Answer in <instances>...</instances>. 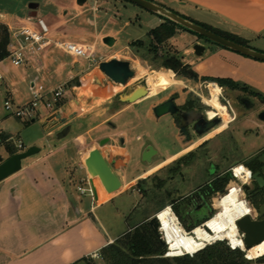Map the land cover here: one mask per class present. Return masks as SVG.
<instances>
[{"label": "crops", "instance_id": "crops-1", "mask_svg": "<svg viewBox=\"0 0 264 264\" xmlns=\"http://www.w3.org/2000/svg\"><path fill=\"white\" fill-rule=\"evenodd\" d=\"M46 1L52 4L55 14L39 17L46 20L53 37L90 45L93 48L99 44L106 49V52L111 53L110 56L103 57L104 61L117 58L130 62L129 57L119 56V53L136 58L144 51L138 49L137 52L136 47L130 45L139 39H130L132 34L127 29L131 27L132 22L128 19L123 20L119 9L123 7L137 17L141 14L139 9L142 8L138 6L129 8L121 0H103L110 6L106 9L104 22L100 26V16L95 14L98 11L96 7L85 9L83 4L77 3V0ZM150 1L191 22L236 36L244 40L248 47L264 52V0H167L170 5L158 3L160 2L158 0ZM37 5L38 8L39 3ZM37 8L36 16H38ZM145 11L148 13L145 17L150 19V24L147 25L149 29L146 32L148 34L162 20L156 13ZM85 12L86 15L83 16ZM29 13L30 9L26 15L19 13L9 19L5 13L0 15L5 16L12 26H19L26 22ZM154 18L155 21L152 23ZM125 34H127L125 45L121 48L117 47ZM105 38L110 39L107 44L104 42ZM201 39L189 31L178 30L169 39V44L180 51L184 63L191 65L199 76L229 79L246 94L252 96L253 102H260L255 94L264 96V62L211 44L206 40L202 42ZM143 41L146 45L149 42L148 39ZM195 44L204 47L201 55L194 53ZM68 57L70 60L63 58L59 51L49 49L38 59L37 65L26 67L33 68L41 76L48 73L49 77L59 70H67L66 80L60 85L67 84L65 96L74 95L76 93L73 90L80 89L82 85H79L74 77L88 65L83 59ZM22 74H25V70H22ZM37 77H32L31 81ZM73 81L76 82L75 85H71ZM7 93L10 97L11 93ZM84 102L87 105L86 110L94 107L95 100L85 97L84 100L77 101L76 114L74 110H66V105L63 103L57 111L66 120L62 122L55 118L58 124L54 119H50V111L38 117V123L47 130L45 134L50 137L55 136L62 141L48 150L42 151L40 148L37 155L22 161L19 171L0 181V264H104L101 250L147 220L142 218L121 233L111 229L112 218H116L120 212L116 204L117 199L124 194L134 198L135 193H127V190L139 180L145 179L146 173L150 171L145 169L130 176L129 167L133 158L130 148L131 136L123 127L137 120L154 128L159 127L160 124L164 125L165 139L170 141L169 151L162 154L157 142L154 144L144 142L139 150L141 155L147 145L156 149L160 159L152 158L147 164L153 165L156 162L153 166L161 167L164 163H168L172 156L174 131L168 115L156 118L143 98L131 104H122L117 100L104 107L94 108L91 110L92 113L86 115L81 114L85 110ZM128 111H133L137 120L133 116L129 119L121 118ZM72 112L74 115L68 118L67 116ZM112 118H115L113 123L110 122ZM82 124L83 132L73 133L69 139H66L72 130ZM105 125H108L112 131L97 135L96 131ZM66 127L68 129L63 134L62 131ZM104 138H108L109 141L99 150L109 162H113L112 169L120 180V185L114 190H110L85 162L88 151L95 148V144ZM136 138L140 139L138 136ZM0 144L5 146L1 141ZM87 145H91L88 150ZM5 150V155L0 154L1 160L10 156L6 147ZM21 150L24 148L18 149ZM70 162L75 166L71 167ZM78 186L86 188L90 186L93 192L81 193L77 189ZM135 203L134 201L133 205ZM261 245L254 247L253 252L249 253L253 259L247 264H264V260L254 259L258 257L254 252Z\"/></svg>", "mask_w": 264, "mask_h": 264}, {"label": "rangeland", "instance_id": "rangeland-1", "mask_svg": "<svg viewBox=\"0 0 264 264\" xmlns=\"http://www.w3.org/2000/svg\"><path fill=\"white\" fill-rule=\"evenodd\" d=\"M161 3L163 2L166 5H170L169 1L158 0ZM39 3V7L37 8L38 16L45 15H54L55 9L51 3L46 0H0V13H5L7 19L10 17H15L19 15V13L26 15L28 9V5L30 3ZM124 4H127L129 8H134L136 5L126 1L121 0ZM84 8L88 9L90 7H96L98 11L95 14L99 15L100 26L104 22V13L106 9L110 6V4L104 3L103 0H86L84 2ZM114 8V7H112ZM140 8V7H138ZM121 11V18L123 20H130L131 27L127 29L130 34H132L130 39H147V27L150 24V19L145 17L146 11L144 9H139L141 14L133 15L130 11H126L123 7L119 8ZM144 10V11H143ZM90 13V12H89ZM86 15V12L83 16ZM160 18L162 15L157 14ZM148 16V15H147ZM164 17V16H163ZM156 18V17H155ZM152 21L154 23L155 21ZM161 20H163L161 18ZM155 24H153L154 27ZM126 30V31H127ZM127 34L123 35L121 38V43L118 44L117 47H123L125 45V39ZM202 42H205V39H201ZM209 42V41H207ZM211 43V42H209ZM208 44V43H206ZM213 44V43H211ZM165 48L158 50L157 55L155 56L152 53H149L146 49L138 54L136 58L133 56L125 55L124 53H119V56L129 57L130 59V67L134 71V76L130 78L125 85H119L115 87V84L110 82L104 74L98 72L94 67L98 66H88L82 72L77 73L74 79L80 84V89H74L73 91L76 93L74 95H68L64 97L62 100V104L64 103L66 106V110H74V114L78 112L77 101L84 100L85 97H89V99H94V107L90 110H86L87 105L85 102L83 103L85 110L81 112V114H89L92 109L101 108L109 103L117 102V96L119 94H125L130 92L137 86L147 85L146 77L149 73H157V72H165L167 69L163 66V61L166 58L164 51L167 54H177L181 61L184 63L180 51L174 48L171 44H169V40L163 45ZM148 47V46H147ZM146 48V47H145ZM96 55L107 57L110 56L111 53L106 52V49L101 45H96L94 48ZM61 56L66 57V59L70 58L68 55L59 52ZM83 61V60H82ZM87 65V62H85ZM22 70H25V74H22ZM67 70H59L55 74L49 77V74L45 73V76L39 75V73L35 72L33 68L30 67H14L9 59L3 58L0 61V74L2 76V81L0 84V133H5L10 135V142L16 146L18 141H20L24 145V149L33 145L39 148H42V151L48 150L49 148H53L58 145L61 139L58 140L55 136H47L45 132L47 131L44 126L38 123L37 118L48 113L50 109L46 108L44 102L38 101L36 110H38L39 114L32 121L30 120L28 123L23 118H18L10 111L6 110L4 107V101L6 99L9 100L10 106L12 110H16L17 108H21L26 106L30 101L33 100L31 91H30V81L34 76H38L35 79L37 85L43 86L42 94H44L47 98L49 96V92L58 87L60 84L66 80ZM172 71V70H171ZM173 72V71H172ZM174 76L175 73L173 72ZM176 77V76H175ZM206 77V76H204ZM46 78V79H45ZM178 81L177 84H174L162 91L153 95H147L143 97L144 102L148 106L149 110L153 108L154 105L165 100L169 95L175 94L178 97V101L182 102L187 97L199 101V104L202 106H206L209 112H217L208 106L203 99L209 97V85L215 84L220 88L219 91V102L226 107L230 106L234 109L235 115L239 120L237 123L235 121L228 124V128H226L222 135L221 140L219 139L217 142L212 141L209 143V148L213 150L216 147H223V152H229L231 148L230 141L234 142L238 147V152L234 154L233 158H236V161L232 162V168L236 167V174L241 180H246L248 178L249 172L248 170L242 166L243 161L254 154L256 151L261 150L263 153L260 157L262 162L264 163V120L258 119L257 115L261 110H264V104L260 102H253L254 98L245 93L242 89L238 88L236 90H232L226 84L224 86H220V84L216 81L212 80H204L203 76H200L197 80L191 79H179L176 77ZM98 80V81H97ZM81 82V83H80ZM75 81L71 85H75ZM11 93V96L8 97V93ZM246 96L252 103V108H247L241 104L236 102V97ZM46 100V99H45ZM68 102V104H67ZM122 103V102H120ZM124 104V103H122ZM125 106V105H122ZM227 111V110H226ZM92 113V112H91ZM58 114V113H57ZM56 114V115H57ZM73 112L68 118L72 117ZM210 114V113H209ZM55 115V116H56ZM50 119H54V122L58 124V121L55 118H51L52 115H49ZM61 116V115H60ZM131 116L134 119L137 117L133 111H128L122 115L121 118L129 119ZM227 116V120H229V116ZM233 116V115H232ZM62 117V116H61ZM64 118V117H62ZM67 118V119H68ZM66 120V119H65ZM64 120V121H65ZM115 118L110 119V122H114ZM228 122V121H227ZM226 122H224V126ZM161 126V127H160ZM131 136L130 148L133 153V158L131 160V164L129 167L130 176H134L138 172L149 169L145 175L144 182L141 183V188L139 189L136 185H133L130 190H127V193H135L134 198H132L129 194H124L122 197L118 198L116 201L117 206L120 208L119 215L115 218L113 217L112 221V231H118L121 233L125 231L126 228L130 225H133L142 220L147 214L153 213L158 209L161 204H165L166 206H171L173 210L176 209V213H178L180 217V222L183 223L184 227H188L198 221L204 220L205 218L212 217L218 209L214 206V201L219 199L227 194L214 195L210 197L208 200L211 203V210L208 211L205 207L198 208L194 210L191 214H188L186 210V198L184 195L191 188L197 187L199 182L202 180L196 179L197 174L199 172V168L196 163L192 164L191 167V178L192 182H184L183 176H177L173 180L171 173V165L168 163H164L161 167H156V162L151 165L147 164V161H143L142 155H139V150L141 145L144 142H150L158 144L157 147L162 154H166L170 149V141L165 139L164 125L160 124L159 127H150L145 124H142L140 120L133 122L132 124H126L123 127ZM84 126L83 124L76 127L72 130L66 139H69L73 133L83 132ZM111 128L108 125L101 127L98 131H96L97 135H102L105 132L110 131ZM112 131V130H111ZM138 136L140 139H137ZM119 141V140H118ZM78 142V140H76ZM33 143V144H31ZM94 146V145H92ZM91 145H87L86 149L88 150ZM95 148L99 149L104 148V146H100L99 143L95 144ZM6 150L3 144H0V154L5 155ZM38 153L34 154L37 155ZM32 155V156H34ZM31 157V156H30ZM209 158V157H208ZM67 160H69L66 157ZM212 161V160H211ZM202 167L208 166L209 160L202 161ZM158 163V162H157ZM198 163V162H197ZM231 163V162H230ZM230 163H222V169L228 167ZM206 164V165H205ZM70 166L73 167L75 165L70 162ZM182 168V167H181ZM204 179V178H203ZM195 181V182H194ZM198 181V182H196ZM230 186H239L241 190V198L247 202L248 206L251 209V216L256 217L257 214L254 209H258L261 205H256L252 200H248L244 194L243 188L241 186V182L235 180V182H230ZM237 184V185H236ZM247 184V183H246ZM144 190V191H143ZM220 196V197H219ZM134 201L136 202L134 205ZM175 208V209H174ZM158 212V211H157ZM156 212V213H157ZM175 212V211H174ZM155 213V214H156ZM124 214V215H123ZM152 214L150 217H152ZM149 217V218H150ZM178 217V218H179ZM147 218V220L149 219ZM207 219V220H208ZM145 220L144 222H146ZM199 226V225H198ZM196 227V226H195ZM188 228H186L187 230ZM207 230V229H206ZM208 231V230H207ZM221 242L228 248L235 250L241 248L236 247L239 244L230 243L228 239L216 240L215 242ZM212 242L210 244H213ZM233 248L231 247V245ZM207 244V245H210ZM242 245V243H240ZM166 247V245H165ZM236 247V248H235ZM243 247V246H242ZM164 248V246H163ZM254 249V248H253ZM244 250V249H243ZM257 256L264 255V243L256 249ZM242 251V250H241ZM244 252V256L248 257L247 254L253 252L252 249ZM163 257L164 250H163ZM177 256V255H176ZM172 257V256H171ZM257 259V258H254Z\"/></svg>", "mask_w": 264, "mask_h": 264}, {"label": "flooded vegetation", "instance_id": "flooded-vegetation-1", "mask_svg": "<svg viewBox=\"0 0 264 264\" xmlns=\"http://www.w3.org/2000/svg\"><path fill=\"white\" fill-rule=\"evenodd\" d=\"M170 98L173 99V103L176 107L175 112L166 114L169 117L171 128L174 131L172 136V156L168 162V164L171 165L172 178L174 180L177 178V176L182 175L184 182H192L190 181V171L191 167L193 166L192 164L196 163L199 168L196 179H198V181L202 179L197 187L191 188L184 195V198H186L185 211L188 214H191L194 210L202 207H205L208 211H210L211 203L208 201L210 197L214 195L225 194L226 191L228 192L230 187L229 183L231 181L235 182V180L241 182V186L245 192L244 196L248 200L255 198L257 196L255 186L258 184L252 179V174L255 172H260L261 175H264V163L260 159L263 152L258 150L243 161L242 166L245 167L248 172H250V174L246 180H241L237 174L233 173V168L231 166L232 162L236 161V158L234 159L233 156L238 152L237 145L230 141L232 146L229 152L226 151L225 153L223 152L222 146L216 147L213 150L209 148V143L212 141L217 142L219 139L221 140V135L223 131L229 127V123L233 121L237 123L239 120L230 104L229 108L226 107L229 120L224 126V121L221 115L217 112H214V114L209 112L206 106L199 104V101L187 97L182 102H179L178 97L175 94L169 95L165 100ZM235 100L238 104H241L247 108L253 107L251 101L246 96L236 97ZM262 111L264 110H261L258 113V119L259 114ZM213 120H217V122L209 130L204 133H198V130L205 127L207 122ZM144 150L142 151L141 155L143 154ZM154 151L155 153L153 154L152 158H156V160L160 159L157 150L154 149ZM207 160L210 161L208 166L202 167V164H204L202 161ZM223 162L231 163L227 168L222 169ZM225 178H227V180L224 184V187L222 189L218 188ZM245 186L248 187L245 188ZM197 223L199 226H201L204 225L205 221L201 220L196 223L193 222V224Z\"/></svg>", "mask_w": 264, "mask_h": 264}, {"label": "water", "instance_id": "water-1", "mask_svg": "<svg viewBox=\"0 0 264 264\" xmlns=\"http://www.w3.org/2000/svg\"><path fill=\"white\" fill-rule=\"evenodd\" d=\"M126 1L142 9L148 10L156 14H160L170 19L171 21L183 26L184 28L188 30H191L199 34L200 36L204 37L210 42L217 44L223 48L230 49L244 56L264 62V52L254 50L246 45H242L240 43H237L225 37H222L201 25L191 22L174 12L167 10L166 8H164L163 6L159 4H156L155 2H152L150 0H126ZM84 2L85 0H77V3L79 5L84 4ZM37 6H38L37 3H30L28 5L30 9L29 16L31 17L36 16L35 10ZM108 40L110 39L105 38L104 42L107 44ZM193 50L196 55H201L202 52L204 51V47L201 44H195L193 46ZM98 70L102 72V74H104V76H106V78L113 84L125 85L127 81L134 76V71L130 67V62L127 60H121L117 58H112L107 61H101L98 64ZM145 96H147L146 86L141 85V86L135 87L128 93L119 94L117 96V100L118 102L131 104ZM175 111H176V107L173 103L172 98L165 100L155 105L152 108V112L156 118H159L163 115H166L168 113H172ZM55 117L60 119L62 122L66 119V118H62L60 114H57ZM259 119L264 120V111H262L259 114ZM216 122L217 120L207 122L205 127L198 130V133L206 132ZM67 129H68L67 127L64 128L62 133L65 134ZM108 141H109L108 138H104L99 141V145L103 146ZM39 150H40L39 147L29 146L25 148L24 150L18 151L10 155L8 158L4 160H1L0 158V181L14 174L15 172L19 171L22 166V161L38 153ZM154 153H155L154 149L150 145H148L142 154V159L144 161L150 162ZM85 162L86 164H88V166L90 167L92 171L96 172L99 175L101 180L104 182V184L107 185V187L110 190H114L120 185V180L111 166V163L113 162L112 161L109 162L103 156V154L101 153L99 149L97 148L90 149L85 157ZM252 179L258 184L259 187L264 186V175H261L260 172L253 173ZM247 187L248 186H245V188ZM91 190L93 192L92 187H91ZM254 210L257 214L256 217L251 216V214H245L244 216H241L240 218L236 220V226L238 229V233L241 235V239H242L245 250H249L250 248L264 241V204H262L258 209H254ZM147 222L151 226L156 237L160 240L161 244L164 246V252H165L166 251L165 242L161 238V234L159 231L160 222L157 216L153 215L147 220ZM246 258L248 260H251V258H248V257ZM259 258L264 260V255ZM198 264H201V263L198 262Z\"/></svg>", "mask_w": 264, "mask_h": 264}, {"label": "trees", "instance_id": "trees-1", "mask_svg": "<svg viewBox=\"0 0 264 264\" xmlns=\"http://www.w3.org/2000/svg\"><path fill=\"white\" fill-rule=\"evenodd\" d=\"M161 18L163 19L162 22L148 32L147 39L149 42L147 45L142 39L136 40L130 44L131 46L136 47L137 52L138 49H146L149 53H152L156 56L158 50L165 48L163 45L171 37H173L178 30L189 31L196 34L198 37L205 39L199 34L184 28L183 26L171 21L166 17L161 16ZM196 24L201 25L229 40L240 43L242 45H246V42L244 40L237 38L236 36L220 32L203 24ZM205 40L209 41L207 39ZM8 41V29L3 23L0 22V60L5 58L7 55ZM164 53L166 55V58L163 61V66L167 69H171L175 73V76L177 78L191 80H197L198 78H200V76L192 68V66L183 63L177 54H168V51L167 54L165 51ZM203 79L216 81L220 84V86H224V84H226L232 90L240 88L239 86H237V84L230 81L229 79L204 76ZM255 95H257L259 101L264 104V96H260L259 94ZM0 141L2 143H5V147L10 155L18 152L16 146L10 142L9 135L0 133ZM226 180L227 178L223 180L218 188L222 189ZM143 182L144 179L139 180L136 183V186L140 189L141 183ZM255 190L257 192V196L251 200L256 205L264 204V186L259 187L258 185H256ZM164 207L165 204H161L158 209H156V211L147 214L144 219L149 218L152 214H155L157 211H160ZM174 211L175 213L177 212L176 209ZM176 215L179 217L178 213H176ZM207 219L208 218H205L204 221H206ZM197 225L198 223L191 224L186 228H188L187 230H191ZM236 247H239L243 250V247L240 244ZM163 250V245L154 234L151 226L146 221L136 226L132 231L127 232L123 236L119 237L113 243L104 247L101 250L100 254L104 264H198V262H200L201 264H247L250 261L244 256V252H242L241 250H232L219 241L210 245H206L203 249L197 251L196 253H191L193 255L183 254L172 257H163ZM257 259L260 261L262 260L261 258Z\"/></svg>", "mask_w": 264, "mask_h": 264}, {"label": "built area", "instance_id": "built-area-1", "mask_svg": "<svg viewBox=\"0 0 264 264\" xmlns=\"http://www.w3.org/2000/svg\"><path fill=\"white\" fill-rule=\"evenodd\" d=\"M0 22L3 23L9 33V41L7 44V55L5 58L9 59L14 67L20 66H32L37 65L38 59L44 55V53L49 49H54L56 51L62 52L73 58H80L87 62L88 66H98L101 61H104L103 56L96 55L93 46L81 45L66 39H58L53 37L50 26L43 17H27L26 22L19 26H12L6 20L5 16L0 15ZM1 61V60H0ZM2 81V76L0 74V84ZM42 85H37L35 80L30 82V91L33 100L30 101L26 106L12 110L10 102L8 99L4 101V107L6 110L10 111L18 118H23L26 121L33 120L38 115V110H36L37 102L42 101L46 108L50 109L49 115L52 118H56L55 115L58 113L60 106L62 105V100L65 96V91L67 89V84L60 85L49 92V96L42 94ZM46 99V100H45ZM58 119V118H57ZM17 149H23V145L20 141L16 144ZM236 167L233 168V173H235ZM250 174V172H249ZM237 188L240 189L239 186ZM78 191L81 193L89 192L92 194L91 187L87 188L84 186H78ZM164 208H169L173 213L174 210L171 206H166ZM158 213V212H157ZM157 213L155 216H157ZM176 214V213H175ZM177 223L187 232L190 233L191 230H186V228L180 222L178 216L176 215ZM203 226V225H201ZM161 238L164 240L166 245V251L164 252L165 257H171L168 255V244L165 239L164 234L160 230ZM241 238V235H239ZM232 247V246H231ZM233 248V247H232ZM183 255V254H181ZM192 255V254H189Z\"/></svg>", "mask_w": 264, "mask_h": 264}, {"label": "bare ground", "instance_id": "bare-ground-1", "mask_svg": "<svg viewBox=\"0 0 264 264\" xmlns=\"http://www.w3.org/2000/svg\"><path fill=\"white\" fill-rule=\"evenodd\" d=\"M94 69L100 72L97 67H94ZM146 81L149 86V91L146 88L147 95H153L177 84L179 80L176 79L171 70H166L165 72L149 73L146 77ZM119 85L120 84H115V87ZM219 91L220 88L217 85L210 84L209 97L204 98L203 101L212 109L216 110L217 113L221 115L223 121L227 123L228 120L226 115L228 114L225 106L219 102ZM214 206L218 211L205 221L204 227L196 226L190 233H187L177 223L176 214L169 208H163L158 211L157 218L160 222V230L164 234L168 244L169 256L195 253L201 248H204L207 244L222 239H228L230 243H242L243 246L242 239L239 236L240 234L236 226V220L245 214H250L251 209L247 202L241 198V190L234 185L230 186L226 195L214 201ZM262 243H264V241ZM247 256L253 259L251 254L248 253ZM259 257L261 256L257 258Z\"/></svg>", "mask_w": 264, "mask_h": 264}]
</instances>
